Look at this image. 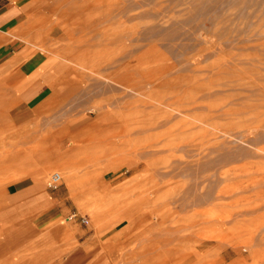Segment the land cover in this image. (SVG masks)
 Instances as JSON below:
<instances>
[{"label":"rangeland","instance_id":"1","mask_svg":"<svg viewBox=\"0 0 264 264\" xmlns=\"http://www.w3.org/2000/svg\"><path fill=\"white\" fill-rule=\"evenodd\" d=\"M34 1L0 64L54 87L0 83V191L58 172L82 264H264V0Z\"/></svg>","mask_w":264,"mask_h":264},{"label":"crops","instance_id":"2","mask_svg":"<svg viewBox=\"0 0 264 264\" xmlns=\"http://www.w3.org/2000/svg\"><path fill=\"white\" fill-rule=\"evenodd\" d=\"M40 1L33 3L35 5ZM14 13L17 12L9 8L0 10V26L3 29L23 16L17 13L11 17ZM26 55V52L20 53V56L28 59ZM41 60L44 62L46 59ZM13 62L15 60L11 61L9 57L0 64V83L16 94L31 98L42 89L50 92L54 87V75H51L49 67L38 64L37 68L26 69L29 65L22 64L18 66L22 72L16 73L12 71ZM40 172L44 170L40 169ZM62 215L58 194L45 189L42 181L36 177L23 179L14 188L1 190L0 264H82L86 256L82 248L74 246L75 239L69 232L70 227L58 225Z\"/></svg>","mask_w":264,"mask_h":264},{"label":"built area","instance_id":"3","mask_svg":"<svg viewBox=\"0 0 264 264\" xmlns=\"http://www.w3.org/2000/svg\"><path fill=\"white\" fill-rule=\"evenodd\" d=\"M61 180H62L61 175L58 172L51 173L46 182L47 189L51 191L56 190L59 187ZM75 218H76V215L72 214L66 220L71 221ZM80 222L83 224L88 223L87 219L85 218H80Z\"/></svg>","mask_w":264,"mask_h":264},{"label":"bare ground","instance_id":"4","mask_svg":"<svg viewBox=\"0 0 264 264\" xmlns=\"http://www.w3.org/2000/svg\"><path fill=\"white\" fill-rule=\"evenodd\" d=\"M113 55V54H112ZM103 57V56H102ZM102 119V118H101ZM183 263V262H182Z\"/></svg>","mask_w":264,"mask_h":264}]
</instances>
